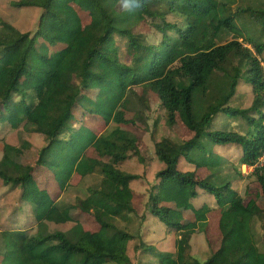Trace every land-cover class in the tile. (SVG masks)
Segmentation results:
<instances>
[{
  "label": "trees",
  "instance_id": "16d2710c",
  "mask_svg": "<svg viewBox=\"0 0 264 264\" xmlns=\"http://www.w3.org/2000/svg\"><path fill=\"white\" fill-rule=\"evenodd\" d=\"M238 2L11 3L17 9L39 8L41 15L34 32H20L0 19V129L22 128L41 135L46 145L28 164L13 158L21 148H4L0 181L10 192L19 191L37 230L35 235L29 229L1 232L0 264H131L129 242H135V253L151 255L158 264H264L251 228L255 220L264 222V168L249 174L253 180L244 196L232 189L234 181L245 178L241 167L254 166L264 153V8L257 2ZM79 12L87 15L86 25ZM170 16L180 21H168ZM141 25L160 35L156 44L135 32ZM40 39L59 44L60 49L43 55L37 51ZM121 51L128 64L122 61ZM241 74L253 95L245 110L229 106ZM139 88L157 99L170 130L178 120L189 136L154 143V155L164 169L147 188V213L175 232V253L157 250L141 240L139 229H130L136 192L129 186L141 176L118 167L142 159L143 146L128 129L138 127L149 108V99ZM133 99L140 110L131 107ZM218 114L245 119L252 126L244 132L212 131ZM94 122L106 129L98 133ZM202 136L241 148L231 182L213 186L208 182L212 173L202 179L196 176L199 169L213 171L221 165L212 155L192 153L202 149ZM181 159L195 170L179 171L176 165ZM43 171L51 173L60 192L71 186L74 175L79 183L94 174L101 180L82 199L58 204L37 182ZM201 194L214 196L222 235L219 247L204 262L190 255V240L196 231L202 232L212 211L207 205L193 206ZM75 211L90 216L98 230H84L71 216ZM186 211L193 219L185 216ZM116 218H127L128 225L116 223ZM143 220L140 216L139 225ZM44 223L70 226L66 232L44 234Z\"/></svg>",
  "mask_w": 264,
  "mask_h": 264
},
{
  "label": "rangeland",
  "instance_id": "374dc122",
  "mask_svg": "<svg viewBox=\"0 0 264 264\" xmlns=\"http://www.w3.org/2000/svg\"><path fill=\"white\" fill-rule=\"evenodd\" d=\"M14 1L17 0H0V19L13 25L20 32H34L41 15V10L39 8H13L11 3ZM236 2L239 3L238 0H236ZM246 2H257V4L262 5L264 8V0H241L243 5ZM79 15L84 25H86L88 23L87 15L82 12H79ZM167 19L171 22L180 21L172 16ZM141 26L140 28H136L135 32L143 34L148 43L156 44L160 39V35L146 25ZM58 49H60L59 44L50 45L42 39L38 41L37 51L43 55L51 56ZM121 58L122 61L127 64L130 62L129 58L125 56L124 51H121ZM263 58L264 53L262 59ZM139 92L142 96L149 99V108L143 113V121L138 123V127H130L128 129L140 140L143 146L141 153L142 159L140 162L137 158H133L118 167L123 173L141 176L139 180L132 182L129 186L130 189L136 192V195L131 200V207L135 210V216L132 217L134 221L130 225V229H139L141 240L153 245L157 250L175 253V232L147 213L149 210L147 188L153 183L155 174L164 169V164L158 161L154 155V143L163 138L181 141L187 139L189 136L186 128L178 120L175 123L174 130H170L165 124L164 110L160 107L157 99L155 97L152 98L149 93L143 94L141 88H139ZM144 92L146 91L144 90ZM252 100L253 95L251 87L247 82L246 76L241 74L235 89V94L229 106L231 108L245 110L250 107ZM131 107L133 110H140L136 99L132 100ZM248 117L251 118V116ZM79 118L81 119V117ZM251 126V124L246 123L245 119L230 118V116L228 117L223 114L215 116L211 124L212 131L244 132ZM93 128L98 133H102L106 129L101 122H94ZM200 143L202 149L193 150L192 153L196 155H212L214 158H218L221 161V165L218 168H214L213 171H209L205 168L197 170L196 176L198 179L206 178L209 173H212V176L208 178V182L213 186H220L224 184L225 181L231 182L235 177L234 171L231 169H233V163L237 161L241 154V148L232 144L224 146L221 143H214L206 136L201 137ZM45 145L46 141L41 135L29 134L22 128L16 131H9L7 128L3 130L0 129V159L3 156L4 148H7V146L11 148L16 147L22 150L20 154L15 153L13 155L14 160L21 164H28L34 159L36 151L40 150V148ZM176 167L179 171L183 172L195 170L193 164L188 163L184 159L179 160ZM248 174L249 173L243 174L245 178L234 181L232 184V189L237 190L243 196L245 188L248 184H251L253 180ZM100 180V175L94 174L87 176L79 183V176L74 175L71 180V186L68 187L65 192H60L49 171H43L37 177L39 186L45 188L50 197L55 202H58V204L71 203L77 198L82 199L88 194V190L99 186ZM192 204L195 208L207 205L212 209L207 215L206 223L202 226V232L196 231L190 240L191 257L199 262H204L220 245L222 236L219 229L220 213L219 210L216 209L214 196L209 194H201L192 201ZM71 216L75 222L81 224L84 230L90 232H96L98 230V226L90 216L76 211L71 212ZM140 216H144V220L139 225ZM185 216L188 219H193L191 212L186 211ZM126 219L116 218L114 221L120 225L126 226L128 225V220ZM44 224V234H51L58 231L66 232L70 226H61L52 223ZM251 228L258 249L264 253V222L260 223L255 220L251 224ZM22 229L31 230L30 232L33 235L36 233L37 227L31 215L30 207L20 200L18 190L10 192V190L3 187L0 181V253L3 250L1 232ZM134 243L135 242H129L127 246V255L132 262L131 264H158V260L151 255H139V253H135L133 249Z\"/></svg>",
  "mask_w": 264,
  "mask_h": 264
},
{
  "label": "built area",
  "instance_id": "2783aa9c",
  "mask_svg": "<svg viewBox=\"0 0 264 264\" xmlns=\"http://www.w3.org/2000/svg\"><path fill=\"white\" fill-rule=\"evenodd\" d=\"M264 168V153L263 155L258 159V161L256 162V164L252 167H246L243 166L241 167V173L243 174H251L252 172H254L255 169H262Z\"/></svg>",
  "mask_w": 264,
  "mask_h": 264
},
{
  "label": "crops",
  "instance_id": "0c3cea01",
  "mask_svg": "<svg viewBox=\"0 0 264 264\" xmlns=\"http://www.w3.org/2000/svg\"><path fill=\"white\" fill-rule=\"evenodd\" d=\"M248 175H249V174H248ZM248 175H247V176H248ZM244 177H245V176H244Z\"/></svg>",
  "mask_w": 264,
  "mask_h": 264
}]
</instances>
